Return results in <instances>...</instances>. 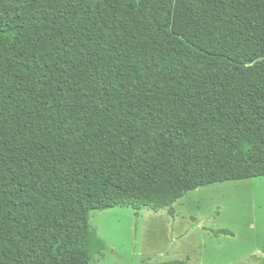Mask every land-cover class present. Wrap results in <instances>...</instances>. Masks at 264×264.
Returning <instances> with one entry per match:
<instances>
[{
    "label": "trees",
    "instance_id": "16d2710c",
    "mask_svg": "<svg viewBox=\"0 0 264 264\" xmlns=\"http://www.w3.org/2000/svg\"><path fill=\"white\" fill-rule=\"evenodd\" d=\"M257 176L264 0H0V264H89L91 211Z\"/></svg>",
    "mask_w": 264,
    "mask_h": 264
},
{
    "label": "rangeland",
    "instance_id": "374dc122",
    "mask_svg": "<svg viewBox=\"0 0 264 264\" xmlns=\"http://www.w3.org/2000/svg\"><path fill=\"white\" fill-rule=\"evenodd\" d=\"M171 208L91 211L105 250L89 264H264L263 176L199 186Z\"/></svg>",
    "mask_w": 264,
    "mask_h": 264
}]
</instances>
